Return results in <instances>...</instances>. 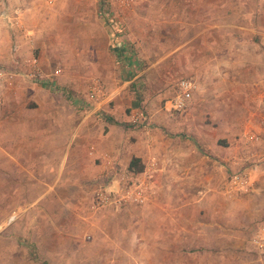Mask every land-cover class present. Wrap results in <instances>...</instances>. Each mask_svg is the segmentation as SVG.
I'll list each match as a JSON object with an SVG mask.
<instances>
[{
    "label": "crops",
    "instance_id": "crops-1",
    "mask_svg": "<svg viewBox=\"0 0 264 264\" xmlns=\"http://www.w3.org/2000/svg\"><path fill=\"white\" fill-rule=\"evenodd\" d=\"M205 1L204 12L199 11L194 3L195 10L189 13V22L187 24L185 21L181 22L179 35L174 33L179 37L178 43H175L172 50L168 52L165 50L166 47H161L166 46V43L158 42L151 45L152 47L159 45L160 48L153 55H157L156 60L148 61L145 66L143 59L150 57L151 53L143 48L144 43L145 41L156 42L153 38H148L147 19L151 16L150 13L139 16V25L135 27L129 20L131 16L120 17L115 11H113L115 14L111 12V16L106 14L107 18H111L109 22H113V26L109 25L112 29L111 39L104 44L100 42L104 29L101 27L97 14L83 15L85 18L86 15L89 16L87 20L83 19L79 29L80 41L83 42L81 46L91 51L88 56L93 58L94 63L92 73H85L77 68L78 79L111 80L112 75L115 78L119 74L114 69L115 66L121 65L127 81L134 82L132 84L134 88H138L140 84L142 89L138 88V90L143 95H147L150 82L157 78L159 83L164 84V87H158V90H155L158 93L157 96L159 99L161 95L169 99L164 109L161 106H151L149 109L142 108L138 100H133V96L128 97L124 87H121L123 92L119 87L115 89V92L112 89L108 98L101 101L99 99L94 103H89L88 94L75 95L74 91H62V93L65 92V102H62V109H65V129L63 128L65 137L58 140L62 145L61 149L56 151L59 154L56 155L54 149L50 147L54 144L52 138L37 139L41 144L38 152H30L20 147L14 148V153L10 157L17 163L15 167L19 171V176L31 168L24 167L21 160L38 162V166L34 168L35 172L38 169L45 174L43 179L39 178V174H33L37 182L34 185L41 193L32 201L35 216L29 218L35 221L36 226L38 224L42 226V229L35 228V234H32L33 239L38 242L36 238H39L40 233L48 234L49 232L60 233L63 236L61 252L51 253L43 249L40 252L42 256H57L60 258L57 264H67L68 260L65 258L84 254L83 256L96 260V264H117L115 258L118 256L139 255V252L125 249L117 244L119 238L114 237L112 228L118 225L119 222H116L115 216H119L120 213L108 207L100 208L98 210H101L100 214L97 215V209L91 204V200L87 201V197L100 185L93 182L95 179L102 182L103 177L115 175L117 163L128 167L134 156L140 157L144 163L148 158L157 155L159 175L162 178V182L157 184L159 189L179 192L188 186L191 192L198 190L199 186V190L207 193L204 200L206 207L221 212L226 207L228 198L226 194L219 191L228 176L223 165L227 161L223 146L202 134L198 135V139H176L175 137L166 138L160 132L153 130L155 122L161 123L164 127L177 126L178 120L173 115L171 101L174 94L178 92L176 87L179 80L189 78L197 87L189 103L190 109L185 113L187 117L188 115L192 117V114L202 110L223 113L228 111L230 106L239 107V110L245 108V112L249 110L251 117L244 118V126L264 133V5L260 0L259 5L244 12L245 8L242 9L240 6L244 0H238L239 8L236 9H242V11L234 15L229 12L231 0ZM21 5H28L29 12H20V17L17 19L19 22H17L13 10ZM36 8L31 0H0V66L7 73L14 75L11 80L13 85L10 87V84H6L4 87L5 94L8 95L17 84H22L20 88L24 89L27 86L31 88L32 98L39 102L43 96L49 94V91L44 88L58 90V79L61 74L55 76L52 83H44L46 86L28 82L32 79L29 76L32 68L33 73L41 71L44 74H50L52 72L48 68L44 49L41 50L40 55L34 54L31 49L38 41L36 35L39 37V33H42L46 24L53 27L63 26L65 16L58 9L51 8L50 11L48 8V10L36 11ZM30 13L40 26L36 32L28 24ZM202 13L205 15L203 16ZM121 20L128 21L129 33L128 30L122 35L119 31ZM161 25L163 29L169 27L166 19L161 20ZM23 26L27 32L22 29ZM29 32L32 34L29 35ZM100 46L109 49V52L112 51L111 54L114 55L112 58L118 59V63L111 61L108 64L104 60L102 62L97 59L100 55H97ZM136 51H141L140 55ZM109 52L107 55L110 54ZM104 55L106 54H102ZM141 57L144 58L141 59ZM176 62H179L180 68L179 65L176 67ZM178 72L179 79L178 76L175 77ZM169 79L172 82L168 81ZM175 79H178L177 83ZM11 81L9 83H12ZM118 92L119 94H116ZM112 97L117 99L116 108L108 104ZM124 103L130 105L129 114L124 111L126 107L123 106ZM253 106L259 111L256 119L251 110ZM136 112L146 113L147 116L144 113L143 115L148 120V127H136L144 130L127 128L131 131L125 133V126L130 124L131 117ZM156 149L158 153L155 152ZM52 160H59L60 164L55 168L51 164ZM257 175L260 180L249 190L250 192L246 193L245 197L233 200L229 205L238 206L243 214L244 224H255L258 227L254 237L257 235L264 237L263 172H257ZM56 205L65 207L64 214L60 215V211L57 212L59 206L56 207ZM164 207L169 208L170 204L162 203V208ZM173 207L181 208L179 203L176 206L173 204ZM217 224L224 228L222 222ZM163 234L166 235V233ZM126 235L127 232H122L123 240ZM179 236L180 234L173 233L172 246L168 244L164 246L165 248L153 251L154 255L159 257L157 264H182L180 257L183 250ZM215 237L225 244L216 250L211 249V246L210 249L203 250L206 255L205 264H231V257H237L238 264L243 262L244 264H264L262 255L259 253L253 255L249 252L250 242L242 238V235L231 234L230 231L225 230L217 233ZM212 239L213 235L209 241ZM205 242L209 243L208 238ZM77 244L78 247L85 245L84 250L78 253L72 252L77 250ZM140 253L141 256L149 257L151 252L149 249H142ZM197 255V251L191 253L195 260L191 259L189 264L204 262L197 260ZM171 257H173L172 260L169 259ZM42 264H50V262L42 260ZM93 264H95L94 261Z\"/></svg>",
    "mask_w": 264,
    "mask_h": 264
},
{
    "label": "rangeland",
    "instance_id": "rangeland-1",
    "mask_svg": "<svg viewBox=\"0 0 264 264\" xmlns=\"http://www.w3.org/2000/svg\"><path fill=\"white\" fill-rule=\"evenodd\" d=\"M259 1L244 0L240 6L242 9L245 8L243 11L246 12V10H252L259 5ZM261 1L262 5H264V0ZM31 2L33 6L37 7L36 11H44L48 10V8H50V11L58 9L65 16V25L63 24V26L53 27L46 24L42 33H39V37L36 35L38 41L31 49L36 55H40L41 50L44 49L50 71L61 68L62 73L58 79L60 88L58 87V90H51L48 87V90L44 88V90L49 91V94L43 96V99L39 100V102L32 98L31 88L28 86L24 89L20 88L22 84H17L12 91H9L8 95L4 93L6 88L2 90L3 95L0 102V264H42V260H47L50 264H57L60 261V258H57V256L44 257L40 252L43 249L51 253H56V251L61 252L63 236L55 232H49L48 234L40 233L38 235L39 238H36V241L40 242V244L35 242L32 234H35V228L42 229V226L40 224L36 226L35 221L33 222V219L29 218L35 216L32 201L41 193L36 185H34L37 182L33 174H39L38 176L41 179L44 178L45 174L37 168V172H35L34 168L38 166V162L34 160H21L24 167L31 168L28 172H24L19 176V171L15 167L17 163L13 161L10 155L14 153L13 151L16 147L27 149L30 152H38L41 144L37 139L43 138H52L54 140V144L50 145V147L54 149L55 153L57 149H61L62 145L58 140L65 137V130H63V128L65 129V109H62V102H65V92L62 93V91L69 90L74 91L75 95L88 94L89 96L96 82H98L103 86V93H100L98 98L93 99V101L90 99L89 103L108 98L111 90L114 89L115 92V89L118 87L122 92L121 87H124L127 92L126 95L128 97L133 96V100H138L142 108L148 107L150 109L151 106H161L164 109L166 101L169 99L162 95L161 99H159L157 96L158 93L155 90H158V87H164V84L162 82V84L159 83L157 78L154 79L155 81L150 82L149 90L146 92L147 95H143L138 90V88L142 89L140 84L138 88H134L132 85L134 82L127 81V78L123 75L124 69L121 65L115 66L114 69L119 74L115 78L112 75L113 79L111 78V80L98 78L78 79L77 68H80L82 72L92 73L94 63L93 58L88 56L91 51L85 50L81 46L83 42L80 41L79 29L82 26L81 22L85 18L83 15L90 14V16H93L94 13L97 14L101 27L104 29L101 33L100 42L104 44L111 39L110 34H112V29L109 25L113 26V22H109L110 20L106 17V10L115 11L120 17L131 16L129 20L133 23L134 27L139 25V16L146 15L147 12L150 13L151 16L147 19L149 24L148 38H153L156 42L145 41L144 43L145 46L143 48L151 53V56L147 57V59L141 57L145 62V66L148 61L153 62L156 60L157 55H153L160 48L159 45H155L156 48L151 45L154 43L158 44V42L162 44L166 43V46L161 47H166L167 49L165 50L168 52L172 50L175 43H178L181 22L185 21L187 24L190 20L189 13L195 10V6L193 7L194 3H196L199 11L204 12L206 1L130 0L129 4H124L117 0H31ZM238 2V0H231L230 2L231 7L229 12L234 13V15L242 11V9H236L239 8L237 7L239 5ZM107 3L108 6L106 7ZM28 7V5H21L16 8L20 9V12H29ZM115 12L113 13L115 14ZM29 15L31 16L32 14L30 13ZM202 15L204 16L205 14L202 13ZM88 16L86 15V18ZM163 19H166L167 26H169L167 29H163L161 25V20ZM28 24H30L31 29H34L35 32L40 29L37 20L32 18V16L29 18ZM22 29L27 32L24 26ZM118 29L123 35L130 29L128 21L124 22L121 20ZM174 33L178 35L175 36ZM30 34L32 33L29 32ZM151 47L155 50H152ZM160 50L163 51L164 49ZM109 51V49L100 46L97 52V55H100L97 56V59L102 62L104 60L108 64L111 61L118 63V59L112 58L114 55L111 54L112 51ZM108 52L110 53L109 55H107ZM136 52L140 55L141 51ZM102 54L106 55L102 56ZM175 64L178 67L179 62ZM180 67L181 65H179ZM179 74V72L175 74V77L177 78L178 76V79L180 78ZM32 79L28 82L31 83L32 81L38 83V85L46 86L44 83ZM178 79H175L176 83ZM168 81H171V79ZM7 84H10L11 87L13 82H7ZM176 88L178 89V86ZM176 91L179 92V89ZM116 94H119V92ZM116 100L112 97L108 103L110 107L116 108ZM127 104L129 103H124L123 106H126L124 111L129 114L130 105L128 106ZM41 105L43 107H40ZM189 109L190 105L181 112L174 110L173 115L178 120L177 126L164 127L161 123L155 122V124L153 123V130L154 132H160L166 138L175 137L176 139H198V135L202 134L209 139L216 140L223 146L225 156H227V161L223 165L228 176L223 186L219 188V191H222L224 195L226 194V197L229 199L226 200V207L222 212L206 207L204 200H206L207 193L204 190H199V186L197 187L198 190H192L191 192L188 186L179 192H172L170 189L167 191L159 189L157 184L162 182V178L159 175V159L156 157L157 155L148 158L144 162V171L137 174L129 171L128 167H123V165L121 166L117 163L116 171L129 173L131 182H136L137 191H140L139 193L144 198L142 202L129 203L123 205L121 208H109L120 213L119 216H115L116 222H119L118 225L116 224L112 228L114 237L119 238L117 240L118 246L139 252L138 254L140 255L128 256L125 254L124 256H118L115 258L117 264H157L159 257L154 255L153 251L158 250V248H165L164 246L168 244H173V233L180 234L179 237L182 241L181 248L183 250L180 257L182 264H189L191 259L195 260L191 256V253L196 251L198 253L196 259L204 261L202 264H205L206 255L203 250L206 248L210 249V246L211 249L215 250L221 248L225 242L215 239V235L225 230L230 231L231 234L242 235V238L250 242L251 250L249 252L253 253V255L259 253L264 257V254L259 252L253 242L254 234L258 232V227L255 224H244L243 214L239 211L238 206L236 205V209L233 204L229 205L233 200L245 197L246 193L250 192L249 190L260 180L257 172H263L264 178V133L262 131H255L252 128L248 129L244 126V118L247 116L251 117V114L248 113L249 110L245 112V108L239 110V107L230 106L228 111L223 113L202 110L196 114H192V117L190 115L187 117L185 113ZM251 110L256 119L259 111L254 106ZM144 115L147 116L146 113ZM125 128V133L131 131L127 130V128L144 130L133 127L131 124H127ZM252 135L260 136V141L252 142L250 140V136ZM200 144L202 143L200 142ZM155 152L158 153V150L156 149ZM51 164L56 168L60 163L59 160H52ZM242 170H247L252 182L250 188L243 191H241L242 189H237L232 182V176L240 173ZM117 178L119 176L115 174L103 177L102 182L99 179L93 181L97 185L100 183V185L87 197V201L91 200V204L97 209V215L101 211L98 210L102 208L98 204L100 191L106 188L115 189L118 184L116 182ZM190 188L193 189V187ZM162 203H169L170 207L162 208ZM178 203L181 208L175 209L173 204L176 206ZM64 210V206H59L57 212L60 211L59 214L62 215L64 214ZM219 222L223 223L222 226L224 228L219 227L221 226L217 224ZM124 231L127 232V235L123 240L122 232L124 233ZM163 233H166V235L164 236ZM212 235L213 239L209 241ZM206 238H208L209 243L205 242ZM232 242L235 241L232 240ZM84 248L85 245L78 247L77 244V250L72 252L78 253L80 250H84ZM169 248L171 247L169 246ZM142 249H149L151 252L150 256H141L140 251ZM83 255L70 256L65 258V260H68L67 264H93V261L96 264V260ZM169 259L172 260L173 257ZM209 259L213 260L210 257ZM230 261L231 264H238L237 257H231Z\"/></svg>",
    "mask_w": 264,
    "mask_h": 264
},
{
    "label": "built area",
    "instance_id": "built-area-1",
    "mask_svg": "<svg viewBox=\"0 0 264 264\" xmlns=\"http://www.w3.org/2000/svg\"><path fill=\"white\" fill-rule=\"evenodd\" d=\"M117 1L118 2L120 1L121 3L124 4L130 3V0H117ZM107 6L108 3L106 4V7ZM111 12L112 11L110 10L109 11L106 10L105 13L108 14V16H111L112 15ZM19 13H20V9L15 8L13 10V15L17 22H19L17 20L20 17ZM108 19L111 20L110 17ZM32 70L33 68L30 70L29 76L42 83H47V82L52 83L54 81L53 78L55 76H59L62 72L61 68H56L50 74H44L41 71H37L33 73ZM13 76L14 75L12 73L9 72L7 73L6 70L2 66H0V102L3 95L2 90L4 89L7 82H10L13 79ZM196 87L197 86L193 80L189 78L180 79L178 83L179 92L173 97L171 101L172 109L180 112L185 110L188 107L189 102L193 97V92L195 91ZM100 93H103V86L98 82H96L93 90L89 95V98L96 99L98 98ZM147 121H148L147 118L143 115L142 112H136L132 115L130 124L135 127L146 128L148 127ZM260 139H261L260 136H255V135L250 136V140L252 142L260 141ZM115 174L119 176V178H117L116 180L118 184L116 185L115 189L106 188L105 190L100 191L99 201H98L100 207L121 208L123 205H127L129 203L144 201V198L139 193L140 191H137L136 182L135 181L131 182L130 179L131 177L129 173L116 171ZM232 177H233L232 180L233 184L237 187V189H242L241 191L249 189L252 184L247 170H242L240 173H236ZM253 242L256 245L259 252L264 254V237L257 235L253 238Z\"/></svg>",
    "mask_w": 264,
    "mask_h": 264
},
{
    "label": "trees",
    "instance_id": "trees-1",
    "mask_svg": "<svg viewBox=\"0 0 264 264\" xmlns=\"http://www.w3.org/2000/svg\"><path fill=\"white\" fill-rule=\"evenodd\" d=\"M145 165L142 159L138 156H134L128 166L129 171L137 174L144 171Z\"/></svg>",
    "mask_w": 264,
    "mask_h": 264
}]
</instances>
